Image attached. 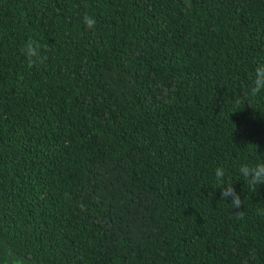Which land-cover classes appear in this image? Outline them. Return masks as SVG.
<instances>
[{"label": "trees", "instance_id": "trees-1", "mask_svg": "<svg viewBox=\"0 0 264 264\" xmlns=\"http://www.w3.org/2000/svg\"><path fill=\"white\" fill-rule=\"evenodd\" d=\"M261 63L264 0H0V264H264Z\"/></svg>", "mask_w": 264, "mask_h": 264}, {"label": "clouds", "instance_id": "clouds-1", "mask_svg": "<svg viewBox=\"0 0 264 264\" xmlns=\"http://www.w3.org/2000/svg\"><path fill=\"white\" fill-rule=\"evenodd\" d=\"M84 23L89 30L95 26V20L91 16H86ZM20 51L29 67L43 64L46 59L45 47L40 40L36 38H28L22 45ZM261 92H264V63L257 65L254 70V78L251 86L237 103H243L245 100L249 99V97L255 98ZM239 172L242 174L247 185L253 190H255L257 185L264 184V162H258L252 165L242 164L239 168ZM224 176L225 169L223 167H217L215 169V179L217 181V187L220 188V197L230 201L236 215L239 218H243V212L239 210L242 206V199L239 193L236 192L233 184L224 183ZM14 264H21V261L16 260Z\"/></svg>", "mask_w": 264, "mask_h": 264}]
</instances>
